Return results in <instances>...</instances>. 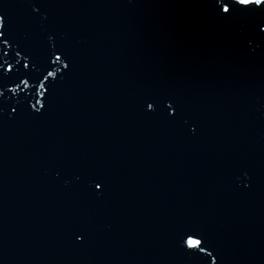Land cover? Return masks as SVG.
Here are the masks:
<instances>
[{
	"label": "water",
	"instance_id": "95a60500",
	"mask_svg": "<svg viewBox=\"0 0 264 264\" xmlns=\"http://www.w3.org/2000/svg\"><path fill=\"white\" fill-rule=\"evenodd\" d=\"M0 13L17 41L8 87L64 54L43 109L31 88L0 105V264H199L185 231L216 264H264L259 15L224 21L210 0H0Z\"/></svg>",
	"mask_w": 264,
	"mask_h": 264
},
{
	"label": "snow or ice",
	"instance_id": "6c2138e0",
	"mask_svg": "<svg viewBox=\"0 0 264 264\" xmlns=\"http://www.w3.org/2000/svg\"><path fill=\"white\" fill-rule=\"evenodd\" d=\"M216 15L224 21H231L235 18L260 16L258 22L255 23L254 28L251 29L252 35L249 37L253 39V43H259L264 45V0H210ZM6 15L0 13V105L3 104L6 93H11L13 96L17 93L25 92L31 88L36 98L34 103L31 104L33 111H39L45 107L47 101L46 93L48 88L46 83L50 81V78H56L60 72V62L62 60L63 53L58 49L49 53L47 57V67L43 69L42 78L36 82L30 84L29 80L23 77H17V82L14 86L8 87L7 81L12 80V76L15 75V69L12 62L9 60V51L12 49L14 43H17L13 38V34L6 28ZM16 56H20V52L16 51ZM67 57L65 56L64 59ZM21 61L17 60L16 64L19 65ZM53 66H57L53 68ZM23 69H30V63L27 59H24L22 64ZM62 67L67 69L68 63H63ZM31 68L35 69V62H32ZM12 74V75H9ZM10 99V97H9ZM42 100L44 103H42ZM146 108L151 112L153 105H163L165 103L162 98H154L146 100ZM39 106V108L37 107ZM11 111L15 113L16 107H12ZM166 116L171 120H178L181 118V111L179 107H174L172 103H168L164 109ZM95 189L99 191L101 184L96 182ZM79 239V237H78ZM180 250L184 255L192 257L199 262V264H216L217 257L213 254L214 249L204 236L195 231H185L180 237Z\"/></svg>",
	"mask_w": 264,
	"mask_h": 264
}]
</instances>
